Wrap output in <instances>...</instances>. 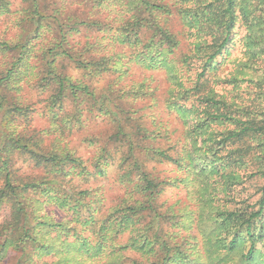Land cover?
<instances>
[{
	"label": "rangeland",
	"instance_id": "1",
	"mask_svg": "<svg viewBox=\"0 0 264 264\" xmlns=\"http://www.w3.org/2000/svg\"><path fill=\"white\" fill-rule=\"evenodd\" d=\"M3 1L7 9L0 10V43L6 44L7 49L0 47V78L10 70L15 72L8 85L10 91L7 98L9 104H14L12 106L27 110L21 114L3 115V111L0 112V138L3 131L7 134L14 132L13 138L21 132L30 140L28 145L33 149L70 154L77 160L79 168L74 169L73 165L65 164L63 169L67 176L57 171L56 175H49V168L36 166L31 155L23 150L0 151V168L3 162H7L12 185L44 182L45 177L60 183L49 195L43 191L47 189L44 187L29 189L24 193L35 211V219L31 223L36 226L33 235L37 243H24L23 251L20 249L23 243L17 242L18 236L9 239L6 231L16 224L11 215V203L0 201V264H146L145 256L122 250L117 245L111 248L109 241L105 244L104 252L99 255L89 253L77 256L76 250L65 245L73 242V235L78 234L86 238L90 246H94L96 236H93V228L82 226L85 220L92 216L96 231L106 225V221L113 223L122 214L117 210L128 205L133 195L131 182L136 180V172L124 177L131 170L128 163L120 166L128 148V140L125 135L118 134L117 121L127 126L123 127L125 131L134 130L136 139L142 140L146 148L156 142L161 151L181 160L188 140V126L170 107L172 103H180L188 109L195 108L200 98L213 92L229 103L248 107L251 112L256 110L255 99L259 92L257 80L264 76V63L256 60L258 57L251 56L254 51L246 40L247 27L244 21L238 18L230 42L221 55L214 59L217 62L214 71L201 78L207 80L205 87L196 91L195 81L202 71L201 64L193 59L182 62L191 55L195 36L183 26L176 14L180 4L172 0H151L168 6L172 11V15L164 18L179 40L172 54L167 45L158 46L157 51L162 56L158 61L165 60L157 69H148L139 59L136 60L134 46H120L114 40L121 24L119 16L122 12L119 5H113L110 0H102L100 6L98 0H37L38 13L42 18V28L38 32H34V24L29 19L34 16L31 1ZM92 22L100 26H84ZM60 36L66 38L65 49L71 56L78 54L80 60L94 56V61L107 58L109 70L88 75L74 62L59 56V51L48 53L50 44H54L53 41L49 44L50 40ZM148 37L140 36L143 39ZM159 40L160 37L156 35L154 41ZM261 58L264 60V56ZM53 60L54 64L51 63ZM46 62L55 68L54 73L89 86L94 94H110L117 108H112V112L106 111L85 94H77L76 100L67 94L63 103L52 106L50 98L54 85L43 72ZM138 128L148 133H139ZM209 129L214 132V136L234 131L233 126L219 123L211 124ZM252 141L245 137L228 144L222 155L232 150L239 155L244 148L252 149L232 169L239 176L238 180L233 175L222 180L213 176L206 181L219 189L214 190L212 187L207 192L202 190L203 184L196 180L192 172L178 169L165 159L147 157L148 168L159 181L177 182V187L162 188L156 205L164 219L162 229L170 236L171 246L178 247L194 264H241L238 255L224 257L225 251L214 252L210 248L207 232L213 226V219L208 217L207 201L211 200V205L221 210L250 211L258 208L263 199L264 179L254 174L258 167L254 158L256 145ZM206 146L203 151H208L202 157L206 158L204 162H209L212 146L208 143ZM213 147L216 148V145ZM7 171L0 170V189L3 188L2 181ZM222 187L227 189L222 191ZM83 190L86 192L83 206L75 212L73 206L76 203L68 192ZM56 198H68L69 204L62 206L61 202L55 201ZM41 222L63 223L68 229L61 231L49 228L39 225ZM103 234L107 238L113 236L111 228H107ZM126 239V234L121 235L115 243L123 245ZM38 244H49L53 249L43 255L36 249ZM256 248L264 249V239L256 243ZM174 262L180 264L177 259Z\"/></svg>",
	"mask_w": 264,
	"mask_h": 264
},
{
	"label": "trees",
	"instance_id": "2",
	"mask_svg": "<svg viewBox=\"0 0 264 264\" xmlns=\"http://www.w3.org/2000/svg\"><path fill=\"white\" fill-rule=\"evenodd\" d=\"M29 1L33 3L34 7L32 10L34 16L29 19L34 24V32H38L42 28V18L38 13V3L37 0ZM101 1H97L98 6L102 5ZM110 1H112L113 5L115 3L118 4L122 12L119 16L121 24L116 30L117 34L114 40L120 46H134L136 50L135 59H139V62L143 63L146 68L157 69V66L163 65V60L165 59L158 61L162 57L161 53L157 51L158 46L167 45L169 53L172 54L179 45L177 34L169 29L170 26L167 19L164 18V16L173 14L169 7L151 0ZM172 2L180 4L176 9V14L181 19L183 26L188 29V32H193L191 35L195 36L191 55L186 56L182 62L186 63L187 60L193 59L201 64L200 68L202 71L198 74L195 81L194 89L196 91L205 87L207 80H202L203 76L209 74L212 70L214 71L217 64L214 59L221 55L226 45L230 42L232 30L238 18H241L247 27L246 40L253 46L252 51H254L251 56L258 57L256 60L264 63L261 58L264 56V0H172ZM6 9V2L0 0V10L5 11ZM160 17H163V19L160 20ZM84 26L99 27L100 25L97 22H92L90 25L84 24ZM156 35L160 37L157 42L154 41ZM140 36L149 37L143 39ZM52 41L54 44L51 45ZM49 44L48 53L59 51V56L74 62L78 68L87 71L88 75L91 73L99 74L108 69L107 61L109 59L107 58H99L94 61V56L88 59L82 58L81 60L78 54L76 56L72 54L71 56L65 49V45H67L65 37L52 38ZM0 47L7 49L6 44L0 43ZM115 57H119V55ZM53 62L54 60L51 63L54 64ZM168 62L172 64V62ZM43 72L46 77H50L49 81L53 82L54 85L50 98L52 106L63 103L67 98V94L74 97V100L77 99L75 98L77 94H85L94 104L103 107L106 111L112 112V108H117L113 105L114 102L110 94L106 92L94 94L93 90L90 91L89 86L79 82H72L66 76L54 73L55 68L49 62L44 64ZM14 73L10 70L6 76L0 78V112L3 111V115L10 113L21 114L27 110L26 108L9 104L7 93L10 89L8 90V85L11 78L14 77ZM257 82L258 85L256 87L259 92L255 99L257 106L254 112L249 111L250 108L248 107L238 106L235 102L229 103L213 92H208L200 98L197 103L199 105L195 108L188 109L180 103L171 104L170 107L176 112V115L184 119L186 121L185 125L188 126L186 130L188 140L183 148L184 155L181 160L172 158L166 152L161 151L156 142L146 148L142 144V140L136 139L137 136L135 137L136 133L134 130L125 131L123 127L127 126L117 121L118 134L125 135L128 140V148L121 159L120 166L128 163L131 170L124 177H129L133 171L136 172V180L131 182L133 195H131L128 205L117 210V212L121 211L122 214L113 223L106 221L104 223L107 224L100 226L96 231L94 227L95 219L91 216L85 220L82 226L93 228V236H96L94 246H90L86 238L74 234L73 242L65 245V247L76 250L77 256L89 253L99 255L104 252L105 244L109 241L112 244L111 248H114L113 245H117L122 250L138 252L145 256L147 259L146 264H175L174 259H177L180 264H194L188 260L187 255L179 250L178 247L171 246L168 239L170 236L162 229L164 219L161 213L158 212V206L156 205V201L163 191L162 188L164 186L177 187V182L175 180L171 182L159 181L157 176L149 170L147 157L165 159L176 165L178 169H184L187 173L192 172L196 180L203 184L202 190L207 192L214 187L207 182L213 176L220 180L229 178L230 175L235 176L236 179L239 178L238 175L234 174L236 171L234 172L232 169L237 167L236 165L242 160L243 155H249L248 151L252 148L248 147L246 150L244 148L239 155H236L234 150L228 151L225 155H222L221 152L226 149L228 144L249 137L256 145L254 158L258 169L254 174H258L264 179V76L258 79ZM178 86L181 87V84L179 83ZM200 115L202 117H199ZM213 123L231 125L234 127V131L229 130L214 136V132L209 129V126ZM138 132L148 133L143 128L139 129ZM13 135L14 132L7 134L3 131L1 133L0 151L13 152V150H23L31 155L36 166L45 169L49 168V175H56L57 171L62 176H67L64 174L63 169L65 164L73 165L74 169L79 168L77 160L73 159L70 154H57L52 150L33 149L28 145L30 140L25 138L24 134L21 132L16 133V138H13ZM207 143L212 146L209 151L211 160L204 162L206 158L202 157V155L208 151H203L207 147ZM215 145L216 148L213 147ZM2 165L0 170L4 169V171H7V162H3ZM58 167V170H54ZM44 180V182L15 186L9 182L7 171L2 181L3 188L1 187L0 189V201L5 200V202L11 203V215L16 221V224L10 226L9 230L6 231L9 239L18 236L19 240L17 242L23 243L20 247L21 251L25 249L24 243H31L32 245L37 243V239L33 235L36 226L31 223L35 219V211L31 201L25 197L24 193L29 189L44 187L47 189L43 191L49 195L51 191L56 190L60 186V183L52 178L48 179L45 177ZM179 183L183 184L185 182ZM218 189L219 187H214V190ZM226 189L224 187L221 188L222 191ZM68 193L76 203L73 206V210L77 212L83 206L82 200L86 192L83 190L81 192ZM67 200L69 201L68 198H56L55 201L61 202L62 206H65L69 204ZM207 203L209 205H207L209 210L208 217L213 219V226L207 232L210 248L214 252L225 251L226 255L224 257L238 255L241 264H264V249L256 248V243L264 239V188L263 199L256 210H221L211 205V200H208ZM39 225H46L49 228H56L61 231L68 229L63 223L41 222ZM107 228H111L112 237L107 238V235L103 234L107 231ZM124 234L127 235L126 243L123 245L116 244L115 242L119 239V236ZM36 247L43 255L50 253L53 249L49 244H38Z\"/></svg>",
	"mask_w": 264,
	"mask_h": 264
}]
</instances>
